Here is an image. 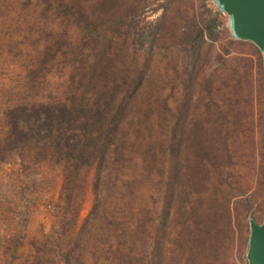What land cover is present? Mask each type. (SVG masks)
<instances>
[{
  "label": "rangeland",
  "instance_id": "obj_1",
  "mask_svg": "<svg viewBox=\"0 0 264 264\" xmlns=\"http://www.w3.org/2000/svg\"><path fill=\"white\" fill-rule=\"evenodd\" d=\"M263 220L264 55L213 0H0V264H248Z\"/></svg>",
  "mask_w": 264,
  "mask_h": 264
},
{
  "label": "water",
  "instance_id": "obj_2",
  "mask_svg": "<svg viewBox=\"0 0 264 264\" xmlns=\"http://www.w3.org/2000/svg\"><path fill=\"white\" fill-rule=\"evenodd\" d=\"M228 15L232 36L249 40L264 55V0H213ZM248 241V264H264V220L251 222Z\"/></svg>",
  "mask_w": 264,
  "mask_h": 264
},
{
  "label": "trees",
  "instance_id": "obj_3",
  "mask_svg": "<svg viewBox=\"0 0 264 264\" xmlns=\"http://www.w3.org/2000/svg\"><path fill=\"white\" fill-rule=\"evenodd\" d=\"M207 28H208V29H211V26L209 25V26H207ZM199 35H200L201 37L204 35V33L202 32V30H200ZM15 110H16V108L13 110V112H12L13 114H15ZM14 121H15V120H14ZM15 123H16V122H15ZM13 130H14V133H17V126H13ZM19 133H22V132L19 131ZM136 180H137L136 178H135V179L133 178L132 180H130V181H128V182H129V184H130V183H132V182H133V183L136 182ZM251 222H252V221H251ZM250 227H251V224L249 225V230L251 229ZM248 241H249V237H248Z\"/></svg>",
  "mask_w": 264,
  "mask_h": 264
}]
</instances>
